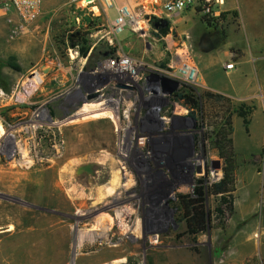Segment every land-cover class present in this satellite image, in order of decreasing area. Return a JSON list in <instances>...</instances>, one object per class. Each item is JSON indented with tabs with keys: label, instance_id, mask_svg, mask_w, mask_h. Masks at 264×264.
<instances>
[{
	"label": "rangeland",
	"instance_id": "obj_1",
	"mask_svg": "<svg viewBox=\"0 0 264 264\" xmlns=\"http://www.w3.org/2000/svg\"><path fill=\"white\" fill-rule=\"evenodd\" d=\"M237 1V9L223 11L221 8L217 16L202 13V5L197 4L190 21L180 25L169 20L171 29L167 35L150 34L149 38L142 39L128 32L122 33L119 50L130 56L141 77L137 82H143L140 90L132 92L131 99L122 102L121 96L113 95V89L97 81L93 70L99 62L112 56L115 49L98 40L104 31L87 37L81 18L79 22L76 20V15H81L79 5L88 1L45 0L43 11L25 23L6 0H0V137L2 132L5 135L0 141V264L23 261L19 257L14 259L12 254L27 248L23 235L30 231V224L39 219L44 224L42 229L54 230V242L50 247L54 264H91L86 257L101 253L112 255L109 262L94 261L93 264H264V232L257 225L264 222V93L259 94L258 104H246L251 108L249 120L253 117V128L247 126V130L245 127L243 130L235 122V132L244 140L237 149L234 147L235 169L230 174L225 169L224 159L217 154L213 137H207V134L214 127L225 126L228 117L232 119L237 115L234 110L239 104L230 99L229 102L225 98L208 97L206 92L211 91L203 86L195 68V73H190L194 74V79L190 81L180 68L182 63H179L180 67L169 66L172 58L177 62L180 61L177 57L192 59L194 66L202 69L213 86L228 85L258 74L252 55L264 48V0ZM107 13L111 16L114 11ZM221 13H224L221 18H214L220 17ZM205 16L210 24L203 20ZM211 35L214 36L212 41L205 39ZM81 44L87 47L84 56L79 51ZM223 44L225 47L230 45L237 52V58L246 53L236 71L226 69L215 58L205 65L194 57L196 48L211 49ZM88 53L87 63L79 69L80 62L75 59L86 57ZM70 59L76 61L71 66L67 62ZM67 66L71 75L58 74L60 68ZM45 67L48 68L46 79L40 89L30 80L38 78ZM188 71L185 70L187 74ZM155 75H167L193 87L201 107L194 108V113L198 123L204 126L191 131L196 136L193 151L189 145L178 144L176 155L180 168L177 171L172 169L169 161L175 152L170 146L173 142H158L167 135L188 134L187 129L178 124L172 128L168 126L172 113L186 115L188 108L175 100L171 102ZM142 100L145 107L137 104ZM114 102L118 104L114 105ZM165 105L169 112L160 110ZM93 106L109 110L117 122L119 115L124 118L123 126L116 122L115 127L113 119L105 118L96 120L95 129H92L100 151L104 149L105 141L109 143L107 146H112L113 160L96 156L86 163L91 167L90 175H83L82 180L67 181L64 189L57 190L55 197L51 196L53 199L46 200L41 188L30 191L32 174L25 164L38 158L39 168H47L63 159L69 166L72 156L63 158L60 153L63 151V131L79 125L83 120L80 113L97 109ZM158 118L165 127L155 124ZM32 122L40 126L33 135L28 128ZM226 129L229 131L228 126ZM232 133L233 130L231 137ZM45 148L48 152H41ZM120 148L124 149L121 151ZM214 159L220 161V167L209 166L204 180V165H210V160ZM122 165L127 167L128 174L125 171H122L124 175L118 174L116 186L111 171L113 168L119 171ZM230 177L229 199L233 203L236 199L255 202V208L250 216L244 217L234 214V209L226 211L219 220L214 208L220 205L222 196L211 193L209 188ZM199 185L204 191L208 226L204 231L190 234L181 200L193 198ZM134 187L137 188L135 191L132 190ZM110 188H114L112 194L107 190ZM250 229L254 239L259 240L257 254L241 261L235 257L238 252L226 253V240L235 235L241 240ZM44 241L43 236L33 239L32 262L46 261Z\"/></svg>",
	"mask_w": 264,
	"mask_h": 264
},
{
	"label": "built area",
	"instance_id": "obj_2",
	"mask_svg": "<svg viewBox=\"0 0 264 264\" xmlns=\"http://www.w3.org/2000/svg\"><path fill=\"white\" fill-rule=\"evenodd\" d=\"M85 5H79L83 30L88 36L100 31L102 34L98 40L111 49L112 56H108L103 62L93 68L97 75V81L105 83L115 91V96L120 97L129 85H136L140 90L137 80L140 77L134 68L135 63L126 53L119 49L120 35L128 32L138 38L146 39L150 34L157 35L160 23L176 13H182L197 4L202 5V13H215L216 4H222L223 0H86ZM7 4L17 13L23 22L29 23L41 12L44 0H6ZM96 8V10L94 9ZM114 14L108 16V11ZM78 13V14H79ZM192 60V59H190ZM179 64L172 58L169 66ZM234 62L225 64L226 69H233ZM181 68V67H180ZM182 72L183 69L181 68ZM185 77L190 81L194 78ZM139 84V85H138Z\"/></svg>",
	"mask_w": 264,
	"mask_h": 264
},
{
	"label": "bare ground",
	"instance_id": "obj_3",
	"mask_svg": "<svg viewBox=\"0 0 264 264\" xmlns=\"http://www.w3.org/2000/svg\"><path fill=\"white\" fill-rule=\"evenodd\" d=\"M184 49V48H183ZM184 54V53H183ZM180 61L177 62V60H175V62H177L178 64L182 63L181 68L183 69V71L185 72V70H189L188 71V77H193L192 75H190L191 72L194 71L193 68H195L196 71H199V68H196L194 66V64L192 63V60L187 59L186 57H177ZM180 67V66H179ZM48 68H44L42 70V72H40V75L38 76V78H31V82L32 84H35V86L37 87H43V83L45 81V72L47 71ZM201 72V71H200ZM47 73V72H46ZM195 73V71H194ZM203 73V72H202ZM196 75V74H195ZM203 75V74H202ZM17 82V81H16ZM26 82V81H25ZM30 82V83H31ZM31 84V85H32ZM30 86V85H29ZM10 87V86H9ZM18 87V86H17ZM20 87V86H19ZM24 88V87H23ZM16 89V88H15ZM26 89V88H25ZM41 89V88H40ZM14 90V89H13ZM28 91V90H27ZM15 92V91H13ZM23 92V91H22ZM26 92V91H24ZM23 92V93H24ZM32 92V91H31ZM30 92V93H31ZM2 96V95H1ZM21 96V94H20ZM3 97V96H2ZM6 97V96H5ZM13 97V96H12ZM24 97V96H23ZM32 97V96H31ZM11 98V97H10ZM8 98V99H10ZM22 98V97H21ZM24 100V99H23ZM10 101V100H9ZM14 101V100H13ZM8 102V101H7ZM98 102V101H97ZM10 105V104H9ZM97 105V104H96ZM92 106V105H91ZM90 107V106H89ZM97 109L94 108H90L85 110L83 113H80L81 115H83V120H81L79 122V125L77 126H73V128H65L64 132V142H63V151H61L60 153H62L65 157L68 156H72L71 160L69 161V166H67L64 162V160H59V161H55L53 166L51 167H44V168H39L38 163H40V160L38 158H35L34 161L29 162V164H25V168H28L27 171H30V173L32 174V185L30 187V191H37L40 188L42 189V192L45 195V199L48 200L49 198L53 199V197L56 196V191L60 190V189H64V186L66 185V183L69 182H73V181H77V180H82V178L84 179V177H82L83 175H90L91 173V167L88 166V163L90 160L94 159L96 156L102 157V158H107V157H111L113 156V148L112 146H107L109 145V143L107 141L104 142L103 144V150L100 151V146L98 145V142L96 141L95 137H94V131L92 129H95L94 126V122L96 120L99 119H105V118H110L113 119L114 122H117L116 119L113 117L112 113L110 111H107L106 114H102V110L98 109L100 108V106H93ZM82 110V109H81ZM39 111V110H38ZM129 111V110H128ZM127 111V112H128ZM45 113V112H44ZM38 115V114H37ZM48 115V114H47ZM46 115V116H47ZM126 116V115H124ZM31 117V116H30ZM112 117V118H111ZM80 118V117H79ZM128 118V115H127ZM42 121V120H41ZM76 120L72 121V123H75ZM98 123V122H97ZM112 124V123H111ZM115 123V127H116ZM75 125V124H74ZM99 126V125H98ZM108 126V125H107ZM40 126H38V124L36 122H32L29 125V131L30 133L33 135L36 130L39 128ZM2 128V127H1ZM18 128V127H17ZM24 128V127H23ZM131 128V127H130ZM129 128V129H130ZM102 129V128H101ZM106 129V128H105ZM14 131V130H13ZM130 131V130H129ZM24 132V130H23ZM104 132V131H103ZM127 132V131H126ZM100 133V132H99ZM106 133V132H105ZM4 135V133L2 132L1 135ZM12 134V133H11ZM15 134V133H14ZM97 134V133H96ZM3 135L0 137V141H3ZM104 135V134H103ZM5 136V135H4ZM98 136V135H97ZM22 137V136H21ZM187 137V136H186ZM106 138V137H105ZM23 139V138H22ZM21 139V140H22ZM62 139V140H63ZM178 140V139H177ZM175 141V140H174ZM103 142V141H102ZM119 142V141H118ZM12 143V142H11ZM14 143V142H13ZM17 143V142H16ZM19 143V142H18ZM100 143V142H99ZM29 144V143H27ZM120 144V143H119ZM124 144V143H123ZM179 144V143H178ZM178 144H176V142H173V144L170 143V146L173 147V149L176 151L177 147L179 146ZM20 145V144H19ZM41 145V144H40ZM57 145V144H55ZM101 145V144H100ZM111 145V144H110ZM60 146V145H59ZM121 146V145H119ZM125 146V145H124ZM129 146V145H128ZM167 146V145H166ZM169 146V147H170ZM42 147V146H41ZM122 147V146H121ZM18 148V147H17ZM24 148V147H23ZM53 148V147H52ZM59 148V147H58ZM62 148V147H61ZM59 148V149H61ZM30 149V148H29ZM50 149V148H49ZM58 149V150H59ZM124 149V148H123ZM122 148H120V150H123ZM118 150V149H117ZM172 150V149H171ZM173 150V151H174ZM55 151V150H54ZM112 151V152H111ZM126 151V150H125ZM38 152V151H35ZM34 152V153H35ZM40 152V151H39ZM41 152L46 153L48 152V149H43L41 150ZM21 153V152H20ZM173 153V152H172ZM38 154V153H37ZM34 157H36V153L34 155ZM46 158V157H45ZM101 158V159H102ZM100 159V158H99ZM106 160V159H105ZM108 160V159H107ZM111 160L112 157H111ZM123 161V160H122ZM143 161V160H142ZM109 162V161H108ZM67 163V160H66ZM92 163V162H91ZM82 164H86L85 166ZM140 164V163H139ZM101 165V164H100ZM114 166V165H113ZM70 167V168H68ZM104 167V166H103ZM120 167V166H119ZM94 169V168H93ZM114 170L111 171V174H113L114 178L112 180L113 184L117 186L118 184V180H119V175H124L125 171L128 174V171H126L125 169H127V167L125 166H121L119 168V171L115 170V168H113ZM108 170V169H107ZM117 171V172H116ZM110 173V172H109ZM66 174H67V178H66ZM66 178V179H65ZM69 178V179H68ZM89 180V179H88ZM91 181V180H90ZM93 184V183H92ZM72 185V184H71ZM79 185H77L78 187ZM89 186V185H88ZM87 186V187H88ZM90 186H92L90 184ZM89 186V187H90ZM93 187V186H92ZM114 187V186H113ZM75 188V186H74ZM32 189V190H31ZM68 189V188H67ZM114 189V188H113ZM107 189L109 190L110 194H112V192L114 190ZM106 190V189H105ZM111 190V191H110ZM94 191V190H93ZM70 192V191H68ZM73 192V191H72ZM76 194V192H75ZM101 194V192H100ZM53 196V197H51ZM74 196V195H72ZM79 196V195H78ZM84 197V196H83ZM67 198V197H66ZM77 198V197H76ZM73 200V199H72ZM95 200V199H94ZM76 201V200H75ZM44 202V201H43ZM78 202V201H77ZM72 204V203H71ZM84 213V212H83ZM84 215V214H82ZM30 216V215H29ZM39 216V215H38ZM37 216V217H38ZM124 219V218H123ZM10 220V219H9ZM35 223V224H34ZM34 223H29L30 224V231L26 232L25 235H23L25 237V242L27 244V248L23 249V250H17L13 252V256L14 259L15 257H19L20 259H22L23 261H17L14 260V262L12 264H54V259L55 257L52 256V252L50 247H52V241L54 242V230H48V227L42 229V225H44L42 223V221L37 220ZM45 223V222H44ZM13 224V223H12ZM136 226V225H135ZM11 229V228H10ZM21 229V228H20ZM15 235H20V233H16ZM38 236H43V238L45 239L44 244L46 246L45 250H46V254H47V259L46 261L44 260H40L38 259L37 262H32V260L30 259L31 257V251L30 248L32 246V241L34 238H37ZM41 239V238H40ZM1 242V241H0ZM18 247V246H17ZM21 247V246H20ZM1 250V249H0ZM22 253V254H21ZM110 253V252H109ZM3 256V255H2ZM112 255H108V254H91L89 256H87L86 258L89 259V261H91V264L95 262L101 263L104 261H108L111 258ZM11 257V256H10ZM29 257V259L27 260V258ZM5 258V257H4ZM13 258V257H12ZM25 260V261H24ZM86 260V259H85ZM120 260V259H118ZM6 261V260H5ZM122 261V259H121ZM109 262V261H108ZM111 262V260H110ZM2 263V262H1ZM87 264V263H86ZM167 264H175L174 262H169ZM184 264V263H182Z\"/></svg>",
	"mask_w": 264,
	"mask_h": 264
},
{
	"label": "crops",
	"instance_id": "obj_4",
	"mask_svg": "<svg viewBox=\"0 0 264 264\" xmlns=\"http://www.w3.org/2000/svg\"><path fill=\"white\" fill-rule=\"evenodd\" d=\"M238 3L239 2L237 0H223L222 4H218V5L216 4L214 15L217 16L221 8L223 11L237 9ZM44 4L45 3H43L42 5L41 12L43 11ZM189 10H192V11H189ZM189 10L187 9L182 13L173 14L168 18V20H172L174 23H177L180 25L183 24V22L185 21H190L191 19H193L195 15V9L194 7H190ZM183 13H186L185 16L182 15ZM249 15L252 16L253 14L250 13ZM79 16L76 15V20L78 22L80 21ZM223 45L224 46L222 47L221 45H217L216 47H213L211 49L196 48L194 50V57L197 61H201L205 65L208 63H211L213 58L217 59L218 63H222L223 64L222 66H225L226 63L233 61L235 65L234 67L235 69L237 64H240L244 61L245 59L244 57L246 53L245 52L242 53V55L237 58L235 57V56H238L237 52H235V50H233L230 45H228L227 47H225V44ZM252 57H253L252 62L255 63L258 74H256L254 77H250L242 81H233L232 83L228 85H222V86L211 85L205 78V75L202 73L203 72L202 69L199 67V76L203 80L202 82L203 86H205L206 89L210 90L211 92L221 94L224 97L230 99L232 102L237 103V104H240V103H245L248 105L258 104L259 94L264 93V48L260 49L258 53H255V54L253 53ZM88 58H89V53L86 57H82L81 59H75V60H78L77 62H80L79 69H81L87 63ZM75 60L74 59L68 60L67 61L68 65L70 66L73 65V62H76ZM68 67L69 66L63 67L62 69L60 68L59 71H57L59 72L58 74H61L67 77L68 74H70L71 72L68 69ZM236 70L237 69H235V71ZM224 72H227V71H224ZM117 104L118 102H114V105H117ZM137 104L138 106H143V107L146 106V103L143 100L140 102H137ZM254 114H255V110L253 111L252 115ZM237 118L239 121H236ZM235 122L238 127L241 125L243 130H244V125H243L241 117H239L238 115H234L232 117L231 119V126L233 130L232 140H233L234 147L237 149V145L241 143L242 140H244V138L240 136V133L235 132V126H236ZM252 122H253V117H251L249 120L248 126L250 127V129L253 128ZM254 208H255V202H252V201L246 200V202H240V201H237L236 199L233 203L234 214L238 215L239 217L250 216L251 211ZM257 225L258 227L261 228V231L264 232V222L262 221L261 224H257ZM237 239L238 237L237 235H235V236L230 237V240L229 239L226 240L227 241L226 248H225L226 253L235 254L236 252H238V256L236 254L235 257L239 258L241 261L244 260L246 257L254 256L255 254H257L258 252L257 241L259 240L254 239L251 233V229L247 230L246 235L241 236V240H237ZM239 243H242L241 246L239 245ZM220 249H222V246H220ZM223 251L225 250L223 249Z\"/></svg>",
	"mask_w": 264,
	"mask_h": 264
},
{
	"label": "trees",
	"instance_id": "obj_5",
	"mask_svg": "<svg viewBox=\"0 0 264 264\" xmlns=\"http://www.w3.org/2000/svg\"><path fill=\"white\" fill-rule=\"evenodd\" d=\"M233 13L236 14L235 12ZM223 15L224 13H221L220 17H214V18L219 19ZM203 20L208 24H210L209 23L210 21L206 16L204 17ZM168 31L169 29L167 26L163 27L159 30V33L157 35L159 36L164 35ZM79 51L80 54L84 56L87 53V47L81 44L79 45ZM191 90L192 89H190L189 91L188 89L185 88L182 90V92H184V95L181 94L180 96H183V98L185 99L184 103H187L186 101L190 99ZM206 95L208 97L225 98L227 99V101H229L228 98L218 93H213L208 91L206 92ZM192 101H193V107L196 110L201 108L198 98L195 96L194 93H193ZM234 112L239 117L242 118L243 125L247 130V126L249 125V115L251 113V108L249 106H246L245 103H240L235 108ZM227 126L229 131H227L226 129ZM220 130H217L215 132V138L213 140V143L219 145L221 149L220 151L221 157L224 159L225 169L228 173L232 174V172L235 169V151L233 146V140L232 137L230 136V133L232 132V126H231V119L229 117L225 120V126H222ZM221 135L222 138H220ZM212 136L214 137V135ZM231 177L228 178L227 180H221L215 182L209 188L211 193L221 194L222 196L220 205L214 208V213L216 217L219 218V220L224 217L226 211L231 212L233 210V201L229 199V197H231L230 193L232 191V188L229 187V185L232 183ZM194 194L195 196L193 198L191 197L187 199V197H183L181 200L184 208V218L186 219L187 231L190 234H196L201 231H204L208 226L207 224L209 218L208 211L205 209V205H204V199H203L204 191L202 186H198L195 189Z\"/></svg>",
	"mask_w": 264,
	"mask_h": 264
},
{
	"label": "flooded vegetation",
	"instance_id": "obj_6",
	"mask_svg": "<svg viewBox=\"0 0 264 264\" xmlns=\"http://www.w3.org/2000/svg\"><path fill=\"white\" fill-rule=\"evenodd\" d=\"M166 26L168 27L169 30L171 29L170 28L169 21L167 20V22H165V20H163L160 23V29L163 28V27H166ZM173 33L175 34L176 32L173 31ZM167 34H168V32L165 35H167ZM213 37L214 36L211 35V36L205 37V39H208L209 38L212 41V38ZM155 77L159 80L161 88L164 91H166V93L170 96L171 102L173 100H175V101L183 104L185 107L188 108V111H187L186 115H178V114L176 115V114L172 113V111H170L173 115H171L172 121H170V124L168 125L170 128H172V126H174L175 124H178L179 127H182V128L187 129L188 134L187 135H182L180 137L173 136V135H170V136L167 135L166 137H164L163 139H161V141L158 142V144L161 143V142H171V141L172 142H176L177 141L176 144L181 143L183 145H189L191 147V150L193 151L194 146H195V138H196V136H195L194 133H191V131L194 130V129H196V128H201L202 126H204L203 123H202V125H201V123H198V121H197V119L195 117V113H194V107H193V101L192 100H193V93L195 92V89L193 87H189L187 85L181 84L180 81H179V84L173 90H170L169 86H166L165 88H163L162 85H161L160 78L157 77V75H155ZM141 83H143L142 80L140 81V85L139 84L138 85L141 86L142 85ZM137 88L138 87L136 85H129L127 88H125V91H123V94H121V99L122 100H120V101L123 102L124 100L126 101V100L131 99L132 98V94H133L132 92L134 90H136ZM184 88L185 89H188L189 91H190V89H192L191 90L190 99H188L186 101L187 103H184L185 102V99L183 98V96H180L181 94L184 95V92H182V90ZM112 93L115 96V91L114 90L112 91ZM94 96H98V95L95 94ZM165 107H161L160 110L161 111L164 110L166 112H169L168 105H165ZM99 109L102 110L101 112L104 113V114H106V112L109 111V110H106L105 108H103V109L102 108H99ZM119 113L121 114L122 112H119ZM160 118H162V117H160ZM160 118L157 119V122L155 124H157L161 128H163V127H165V124H164V122H162V119H160ZM117 123L120 124L121 126H123V124L125 123L124 118H123L122 115H119V122H117ZM145 126H147V124H145L144 127ZM149 127H151V125H149ZM220 129H221L220 127H218V129L214 127V129H212L213 132L211 131L209 134H207V137H213L212 135H214V137H213V140H214V138H215V132L217 130H220ZM220 138H222V135L220 136ZM214 146L218 150L217 154H218L219 158L223 159L221 157V154H220L221 149H220L219 145L214 144ZM215 160H217V159L210 160V165H208V164H205L204 165V172L202 174V176H203L202 178L204 180L206 179L207 169L209 168V166H213V165L216 164L215 163ZM169 161H170V164H171V167H172L173 170H176L177 171L180 168V164L178 162V157L176 155V151L172 153L171 157L169 158ZM219 165H220V161H219ZM190 168H191V170H193V165L192 164H190ZM199 179H201V178H199ZM199 184H201V183H199ZM136 189L137 188L134 187L132 190L135 191Z\"/></svg>",
	"mask_w": 264,
	"mask_h": 264
},
{
	"label": "water",
	"instance_id": "obj_7",
	"mask_svg": "<svg viewBox=\"0 0 264 264\" xmlns=\"http://www.w3.org/2000/svg\"><path fill=\"white\" fill-rule=\"evenodd\" d=\"M165 22H167V20H165ZM157 77L160 78L161 80V85L163 88H165L166 86H169L170 90H173L178 84H179V80L176 78H172L169 77L167 75H157ZM215 165L212 166L213 169L218 168L219 165V160H215Z\"/></svg>",
	"mask_w": 264,
	"mask_h": 264
}]
</instances>
